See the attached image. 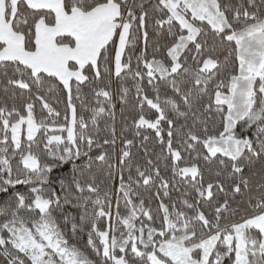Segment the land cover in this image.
<instances>
[{"label": "snow or ice", "instance_id": "snow-or-ice-1", "mask_svg": "<svg viewBox=\"0 0 264 264\" xmlns=\"http://www.w3.org/2000/svg\"><path fill=\"white\" fill-rule=\"evenodd\" d=\"M150 19L157 35L167 26L166 54L157 45L149 56ZM126 77L135 136L151 130L161 146L143 164L127 138L112 162L114 123L99 138V119L115 121L113 78ZM0 83V264H264V0H0ZM84 87L95 98L88 119L74 103L86 105ZM119 93L123 104L130 89ZM59 94L63 124L49 102ZM177 177L195 193L179 206L166 202ZM141 185H156V215ZM237 198L252 213L225 223Z\"/></svg>", "mask_w": 264, "mask_h": 264}, {"label": "trees", "instance_id": "trees-1", "mask_svg": "<svg viewBox=\"0 0 264 264\" xmlns=\"http://www.w3.org/2000/svg\"><path fill=\"white\" fill-rule=\"evenodd\" d=\"M153 4L156 3V0H151ZM152 20L150 19L149 21V45H148V53L149 56L151 57L152 54V49L155 46H159L161 48V54H166L165 53V48L164 46L166 44H169L170 41L167 38V26H165L162 30L157 29V31H160V35L156 34V31H153L152 27ZM143 48V41H139L136 45L135 51L136 53H139L140 50ZM129 53H131V48H129ZM158 54V55H161ZM226 55V53H224ZM135 60H133V68H135ZM142 84L145 86L147 85V77L144 78L143 81H141ZM123 84V86L128 87L130 89V93L128 95L127 101L123 104H121L119 100V87L120 85ZM3 84L0 83V105L3 104L4 102V95H3ZM83 95L84 99L86 102V105H82L80 101L74 99V103L77 108V114L83 115L86 119H88L91 116V113L89 111H86V106H92L95 103V98L94 95L91 93L89 87H84L83 88ZM113 93V104L115 105L114 107V113H115V121L113 122L107 114H105L102 118L99 119V138L102 142L103 138L108 137L111 138V131L110 130H105V125L106 124H113L115 127V132H116V143L115 145L109 144L104 146V150L108 153V155L112 158L113 163H117L118 157L120 155L121 149L123 147L122 145V139L127 138V139H133L134 144L130 147L131 151V159L134 162H139L141 164L144 163L146 157H145V152L147 151L149 156H152L154 153H159L161 151V146L157 139L155 138L154 133L151 130H140V136L136 137L135 133L137 129L134 127L132 124V120L134 117L137 115V108H136V97H135V89L133 86V81L130 78H125L123 81H117L115 78H113V84H112V89ZM148 95L151 97L154 95L151 91L150 88H147ZM161 93L163 95L164 89L161 88ZM62 101V102H61ZM49 102L52 104L54 108L60 111L61 116L58 119L59 124L64 123V115H65V103H66V95L65 94H59L57 96H54L50 98ZM8 106L11 107V101L8 102ZM17 107H21L20 101L17 100ZM147 109V106H145ZM34 113L39 120L40 118H46L47 117V112L42 111L41 106L37 102L35 108H34ZM166 127V125H164ZM91 129V126H90ZM126 129V130H125ZM123 131V137L121 135ZM66 136V133L63 134ZM148 135L149 140L147 142H144L143 144L140 143L142 141L143 136ZM166 137V133H165ZM37 144L33 146V151H35L41 158V163H44L48 157L44 154L43 151V146L44 143H46V140L43 136L42 133H38L37 137ZM27 142L25 141V144ZM99 149H94V154L98 152ZM185 158L188 159V154L185 153ZM194 155V154H193ZM18 160V157H17ZM165 164L169 165V167L166 169ZM171 161L170 160H162L159 164L161 175L164 176L165 178L169 179L170 181L172 180V172H171V167H170ZM97 167L99 170H101L104 174H106L108 165L101 163V162H96ZM183 166V165H181ZM13 167H17L16 162H13ZM67 171V169L65 170ZM116 174H117V179L113 182L115 185L118 187V180H119V166L117 165L116 169ZM125 176H127V172L124 173ZM211 173L207 170L204 169V180L208 181L210 179ZM55 187V185H53ZM135 188V186H133ZM178 189V190H177ZM137 192L141 193L143 198L146 201V206H150L153 209V215H156V209L158 207L159 201L156 200L155 198V193H156V185H153L147 189L144 188L143 185L139 189H136ZM186 193H190V195L186 196ZM169 194H170V199L166 201L167 203H172V202H177V205L179 206V200L183 198H187L189 200H193L195 198V193L192 192V189L189 184H186L180 180L179 177L176 178V183L174 187L169 188ZM162 195V193H161ZM218 197H221L222 194L217 193L216 194ZM253 195L255 196L256 193L254 192ZM240 198H237V201L232 202L231 208L228 213L225 214V223H231L233 221H239L242 217H246L251 215L252 209L248 205V201L245 199L243 202H238ZM113 205H115V197H113ZM115 210V207L113 208ZM120 211L124 213V208L123 204H121ZM107 224V221H101V227H105ZM75 242L77 243L78 246L81 248H84L87 244V234L86 233H81L78 234V236L75 238Z\"/></svg>", "mask_w": 264, "mask_h": 264}, {"label": "rangeland", "instance_id": "rangeland-1", "mask_svg": "<svg viewBox=\"0 0 264 264\" xmlns=\"http://www.w3.org/2000/svg\"><path fill=\"white\" fill-rule=\"evenodd\" d=\"M24 127H26V126H24ZM57 134H59V133H57Z\"/></svg>", "mask_w": 264, "mask_h": 264}]
</instances>
